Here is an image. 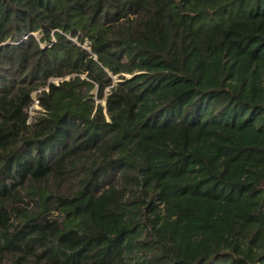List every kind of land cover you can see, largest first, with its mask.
<instances>
[{"label":"trees","instance_id":"1","mask_svg":"<svg viewBox=\"0 0 264 264\" xmlns=\"http://www.w3.org/2000/svg\"><path fill=\"white\" fill-rule=\"evenodd\" d=\"M0 264H264V0H0Z\"/></svg>","mask_w":264,"mask_h":264},{"label":"built area","instance_id":"2","mask_svg":"<svg viewBox=\"0 0 264 264\" xmlns=\"http://www.w3.org/2000/svg\"><path fill=\"white\" fill-rule=\"evenodd\" d=\"M31 108H40L39 107V101H38V99H37V95H34L33 96V104H32V106H31Z\"/></svg>","mask_w":264,"mask_h":264},{"label":"rangeland","instance_id":"3","mask_svg":"<svg viewBox=\"0 0 264 264\" xmlns=\"http://www.w3.org/2000/svg\"><path fill=\"white\" fill-rule=\"evenodd\" d=\"M116 78V77H114ZM38 110V108H32L31 111H29V115L31 118H33L36 115V111Z\"/></svg>","mask_w":264,"mask_h":264},{"label":"water","instance_id":"4","mask_svg":"<svg viewBox=\"0 0 264 264\" xmlns=\"http://www.w3.org/2000/svg\"><path fill=\"white\" fill-rule=\"evenodd\" d=\"M126 77H131V75H126Z\"/></svg>","mask_w":264,"mask_h":264}]
</instances>
